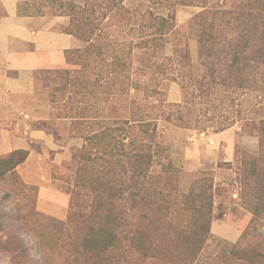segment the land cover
Masks as SVG:
<instances>
[{
    "label": "rangeland",
    "instance_id": "1",
    "mask_svg": "<svg viewBox=\"0 0 264 264\" xmlns=\"http://www.w3.org/2000/svg\"><path fill=\"white\" fill-rule=\"evenodd\" d=\"M51 1L56 2L52 7L49 3ZM51 1L26 0L20 5L19 12L46 17L50 23L55 20V29L67 32L71 26L70 12L57 6L59 2L66 3L68 0ZM141 1L127 0L123 4L129 9L143 10L147 3L143 5ZM230 8L226 6V9ZM200 10V7L190 5L177 8L173 20L176 30L168 35L162 51L160 52L158 45L148 51L135 47L131 53L130 66L123 70L116 69L130 74L142 69L162 77L164 75H160L162 73L159 71H167L170 66L164 57L177 60L178 55L174 53V49H187L192 62L188 67L180 68V74H183L180 78L184 84H180V80L170 79H163L158 83L161 100H164L162 105L180 104L183 100L181 86L184 85L191 118L207 127L205 130L184 128L176 126L175 122L165 117L157 118L150 127H154L157 140L164 143L166 152L180 169L177 180L180 188L186 189L192 179L200 174L207 176L212 185V212L206 224L186 211L178 214V220L165 218L160 223L164 227L161 237H150L152 241L158 238V243L154 242L155 249L144 250L146 256L142 251L132 252V264L185 263V258L191 256L196 233L207 226L211 237L202 243L201 250L193 257L191 264H241L239 255L232 254L229 249L219 252L217 244L226 248L228 245L225 242L237 243L243 232L248 236V239L244 236L243 241L249 240L260 254L259 261L254 264H264V217H253L247 204L256 202L257 199L247 194V188L242 185L243 172H248L251 161L257 158L260 150L259 133L254 128L264 121V80L259 72L253 83L252 78L256 77V73L250 69L248 74H244L249 79L245 87L235 84L220 85L218 81L221 82V76L225 74L212 80L209 71L201 72L197 68L196 41L187 24ZM97 14L98 12L96 16ZM106 20L109 19L106 17L103 21ZM113 28V24L106 29L99 26L93 31L94 41L101 43L106 30L110 33ZM80 29L79 38H76L82 48L83 39L88 33ZM116 35L119 37V34ZM109 37L112 38V34ZM180 54L183 62L187 63L184 51ZM83 60L76 57L73 64L67 62L65 67L22 72L12 68L0 53V158L15 150H25L28 153L25 160L14 168L13 173L0 176V264H63L66 256L73 258L77 255L69 250L72 245L65 233L71 210L70 195L74 190H79L75 185V179L82 174L79 166L84 162L93 168H99L103 158L107 157L106 151H98L93 144L94 139L87 140V137L121 124L119 121H124V117L129 114L121 95L117 96L109 91L102 98L98 88L91 89V83L84 87V90H92L87 95L79 94V91L74 98H67L68 92L61 102H58L60 97H57V93L51 98V91L58 85L57 78L44 71L80 69V72ZM107 70L104 68L102 71L109 74L112 69L109 72ZM94 71L96 74L99 72L96 68ZM70 76L67 75V78ZM151 101L161 103L158 96H153ZM72 107L76 112L75 109H70ZM172 109L167 110L169 112ZM220 124H230L227 128L236 130L231 159L226 158L223 142L219 143L215 139L224 130H216ZM123 144L127 149L131 147L128 135L124 137ZM107 148L109 146L106 150ZM92 167H87L86 171ZM157 168L158 164H155L153 169ZM61 200L65 201L66 210L58 217L55 209L51 208L50 212L48 208L51 204H62ZM73 203V208L76 204L79 206L77 208L86 205L80 198H74ZM213 216L239 227L241 232L238 241L231 242L217 237L210 229ZM254 218L256 220L252 222ZM72 227L76 225L69 226L70 229ZM77 258L75 264H93L85 254H79Z\"/></svg>",
    "mask_w": 264,
    "mask_h": 264
},
{
    "label": "trees",
    "instance_id": "2",
    "mask_svg": "<svg viewBox=\"0 0 264 264\" xmlns=\"http://www.w3.org/2000/svg\"><path fill=\"white\" fill-rule=\"evenodd\" d=\"M124 1L127 0H68L66 3L59 2L57 6L70 12L69 34L78 37V29L81 28L88 35L83 39L82 48L65 52L69 64H73L76 57L84 59L80 72V69L44 71L57 78L58 85L51 91V98L57 93V97H60L58 102H61L68 92L67 98H74L79 91V94L87 95L98 88L102 98L109 91L114 95H121L129 113L124 121H119L121 124L87 137V140L94 139L93 144L98 151L105 150L107 157H102L99 168H93L84 162L79 166L82 174L75 179L79 190H74L70 195L71 210L65 230L72 245L69 250L77 255L73 258L66 256L63 264H75L79 254H85L93 264H132V252L142 251L146 256L144 250L155 249L158 238L152 241L150 237H161L164 227L160 223L165 218L178 220V214L183 211L199 218L202 224H206L211 218L212 185L209 178L204 174L197 175L186 189L180 188L177 185L180 169L166 152L164 143L157 140L154 127H150L159 117L171 119L176 126L184 128L205 130L207 127L191 118L184 85L181 86L183 100L180 104L162 105L164 100H161L159 81L180 80V84H184L180 78L183 75L180 74V68L188 67L192 62L189 52L187 49L183 50L184 55L187 51V63L179 56L183 52L182 48L174 49V53L178 55L177 60L164 57L170 66L168 69L166 67L167 71L160 68V75H164L162 77L142 69L132 74L116 71L130 66L133 48L148 51L158 45L161 52L168 35L176 30L173 23L176 9L197 6L201 10L187 24L196 41L197 68L201 72L209 71L212 80L225 74L221 76L222 81H218L220 85L235 84L245 87L249 79L244 74H248L250 69L256 73V77L252 78L253 83L259 72L264 80V0H142L143 5L147 3L143 10L129 9L124 6ZM49 3L52 7L56 2ZM226 6L232 8L226 9ZM106 17L109 20L103 21ZM111 24L114 28L110 33L106 30L104 40L96 43L93 31L99 26L102 29L109 28ZM110 34L112 38L109 37ZM109 57L111 62H108ZM95 68L99 70L97 74L93 73ZM104 68L108 72L112 70L107 74L102 71ZM69 74L71 76L67 78ZM89 83L92 84V90H84ZM153 96H158L161 103L152 102ZM171 108L173 109L168 112L167 109ZM172 114L175 117H170ZM229 125L220 124L216 130H223ZM254 129L259 133L260 150L257 158L251 161L248 172H243L242 185L247 188V194L257 199L256 202L247 204L253 217H264V121ZM126 135L131 142L128 149L123 144ZM27 154L25 150H15L1 157L0 176L13 173ZM155 164H158L157 169H153ZM87 167L93 169L89 168L87 172ZM74 198L84 200L86 205L77 208L79 206L76 204L73 208ZM75 212L78 213L76 217ZM254 220L256 219L252 222ZM75 225L76 227L69 228ZM208 229L207 226L198 230L193 240L191 256L185 258V263L191 264L193 257L201 250L202 243L211 237ZM244 236L243 232L240 241L234 244L225 242L228 245L226 248L217 244V250L221 252L229 249L232 254L240 256L238 259L241 264L258 262L260 254L249 240L243 241Z\"/></svg>",
    "mask_w": 264,
    "mask_h": 264
},
{
    "label": "crops",
    "instance_id": "3",
    "mask_svg": "<svg viewBox=\"0 0 264 264\" xmlns=\"http://www.w3.org/2000/svg\"><path fill=\"white\" fill-rule=\"evenodd\" d=\"M24 1L0 0V53L12 68L22 72L65 67V52L80 48L78 39L66 31L55 29V20L50 23L46 17L21 14L20 5ZM215 139L223 142L226 158L231 159L236 130L226 128ZM64 202L51 204L48 209L50 212L55 209V215L60 217L66 210ZM210 229L217 237L231 242H235L241 232L239 227L215 216Z\"/></svg>",
    "mask_w": 264,
    "mask_h": 264
}]
</instances>
